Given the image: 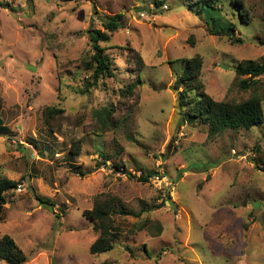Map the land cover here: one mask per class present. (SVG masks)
Instances as JSON below:
<instances>
[{
	"label": "rangeland",
	"instance_id": "1",
	"mask_svg": "<svg viewBox=\"0 0 264 264\" xmlns=\"http://www.w3.org/2000/svg\"><path fill=\"white\" fill-rule=\"evenodd\" d=\"M192 1L0 0V177L23 185L4 194L0 237L13 238L24 264H264V120L210 138L174 89L186 59L199 55L206 94L250 96L234 67L264 58V0L216 2L212 15L234 22L242 43L212 35ZM116 13L122 27L101 42L114 76L85 91L87 30ZM47 106L63 109L51 126ZM105 106L118 126L101 131ZM151 171L169 188L137 180ZM108 199L126 215L112 216L113 248L91 254L98 231L82 213Z\"/></svg>",
	"mask_w": 264,
	"mask_h": 264
},
{
	"label": "trees",
	"instance_id": "2",
	"mask_svg": "<svg viewBox=\"0 0 264 264\" xmlns=\"http://www.w3.org/2000/svg\"><path fill=\"white\" fill-rule=\"evenodd\" d=\"M65 1V0H64ZM193 2L192 0H189ZM218 0H198L200 10L206 22L210 25L212 35L225 36L232 43H242L243 40L236 36L235 23L232 21L222 22L220 18L214 17L212 14L217 13L216 2ZM96 13V12H95ZM240 17L246 19L244 12L240 11ZM102 29L89 28L87 30L90 39L91 54L88 58L81 60V66L89 73L85 80L84 90L88 91L92 86L97 85L98 81L103 78L114 76V67L111 57L105 53L101 42L109 40L110 36L122 27V14L100 16ZM140 61L141 59L137 57ZM141 65V63L139 64ZM202 67V59L199 55H194L186 59L183 68L174 81V89L177 92L178 106L188 105L186 116L192 119L199 118L207 123V136L212 138L225 130L231 129H250L255 125L261 124L264 120V111L262 103L264 101V58L261 61L244 59L234 67L237 76L241 77L239 87L243 90H251V95L245 99L221 100L217 101L206 94L203 85L200 82ZM134 84H129L123 89L124 94L133 92ZM190 90L194 91V96L190 97ZM260 91L262 93H260ZM113 108L105 106L96 112L97 118L100 120L101 131L109 127L117 128L118 121L113 120ZM63 113V109L55 106H47L43 110L45 122L51 126V123ZM6 126L0 118V131H5ZM75 141H73L74 143ZM69 153L73 156L79 154V145L71 146ZM114 168L120 170L122 166L114 163ZM125 172V169H123ZM264 170V169H263ZM81 176L86 174L85 171H75ZM157 174L151 171L148 174H141L137 180L139 182H148L150 177ZM130 175V173H128ZM17 181L0 177V205L4 203V194L15 188ZM168 199L170 197H167ZM39 203L46 204L52 209L53 203L48 199L37 196ZM83 216L93 222V227L98 231L97 238L90 244L89 252L91 254H100L113 248L118 233L114 231V214L126 215L122 209H117L114 202L108 199L105 202L96 201L93 207L83 211ZM127 250L129 248L127 247ZM146 255L149 252L145 249ZM0 259L7 264H24L27 260L25 253L19 249L11 236L4 234L0 237ZM101 264H109L103 261Z\"/></svg>",
	"mask_w": 264,
	"mask_h": 264
},
{
	"label": "built area",
	"instance_id": "3",
	"mask_svg": "<svg viewBox=\"0 0 264 264\" xmlns=\"http://www.w3.org/2000/svg\"><path fill=\"white\" fill-rule=\"evenodd\" d=\"M153 176L157 178L156 180H160V181H163L164 182L163 183V187H162L163 190H166V189L169 188L168 186L171 184V182L166 179L167 176H165V175H159L158 173L157 174H154ZM153 176H151V177H153ZM22 187H23V185L21 183H18L15 186V189H16L17 192H21L22 191Z\"/></svg>",
	"mask_w": 264,
	"mask_h": 264
}]
</instances>
